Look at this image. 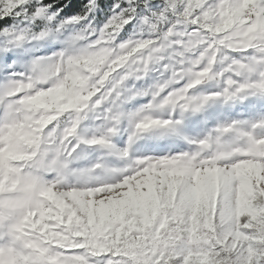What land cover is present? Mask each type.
Returning a JSON list of instances; mask_svg holds the SVG:
<instances>
[{
  "label": "snow or ice",
  "instance_id": "obj_1",
  "mask_svg": "<svg viewBox=\"0 0 264 264\" xmlns=\"http://www.w3.org/2000/svg\"><path fill=\"white\" fill-rule=\"evenodd\" d=\"M0 264H264V0H0Z\"/></svg>",
  "mask_w": 264,
  "mask_h": 264
},
{
  "label": "rangeland",
  "instance_id": "obj_2",
  "mask_svg": "<svg viewBox=\"0 0 264 264\" xmlns=\"http://www.w3.org/2000/svg\"><path fill=\"white\" fill-rule=\"evenodd\" d=\"M126 135H127V134L125 133L124 139H126Z\"/></svg>",
  "mask_w": 264,
  "mask_h": 264
}]
</instances>
